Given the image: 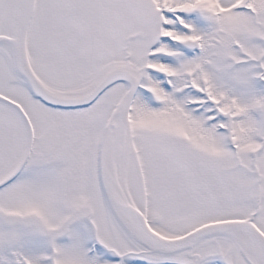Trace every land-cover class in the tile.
I'll list each match as a JSON object with an SVG mask.
<instances>
[{
	"label": "snow or ice",
	"instance_id": "6c2138e0",
	"mask_svg": "<svg viewBox=\"0 0 264 264\" xmlns=\"http://www.w3.org/2000/svg\"><path fill=\"white\" fill-rule=\"evenodd\" d=\"M0 264H264V0H0Z\"/></svg>",
	"mask_w": 264,
	"mask_h": 264
}]
</instances>
